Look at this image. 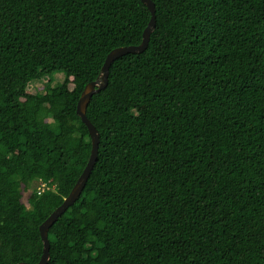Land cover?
Returning <instances> with one entry per match:
<instances>
[{"label": "trees", "instance_id": "16d2710c", "mask_svg": "<svg viewBox=\"0 0 264 264\" xmlns=\"http://www.w3.org/2000/svg\"><path fill=\"white\" fill-rule=\"evenodd\" d=\"M153 1L147 49L88 105L99 155L48 264H264V0ZM150 18L142 0H0V264L41 259L91 155L81 93Z\"/></svg>", "mask_w": 264, "mask_h": 264}, {"label": "water", "instance_id": "95a60500", "mask_svg": "<svg viewBox=\"0 0 264 264\" xmlns=\"http://www.w3.org/2000/svg\"><path fill=\"white\" fill-rule=\"evenodd\" d=\"M151 11V18L144 30L143 40L137 45H124L112 49L102 66V69L97 78L89 82L81 93L80 99L77 105V113L82 118L83 122L88 126L92 139V150L86 167L82 174L78 178L76 184L72 188L71 192L65 197L63 203L57 207L50 216L40 225V232L44 242V250L41 259L36 264H48L51 253H50V240H49V229L58 220L63 213L72 206L82 194L85 185L94 169L95 163L99 155V144H100V133L96 126L87 116V108L91 101L92 96L95 93L105 89L109 83L110 67L113 62L121 56L128 53H140L147 49L151 34L156 27V5L153 0H142ZM18 264H30L25 261H21Z\"/></svg>", "mask_w": 264, "mask_h": 264}, {"label": "rangeland", "instance_id": "374dc122", "mask_svg": "<svg viewBox=\"0 0 264 264\" xmlns=\"http://www.w3.org/2000/svg\"><path fill=\"white\" fill-rule=\"evenodd\" d=\"M51 74L48 73V75H46L44 78H42L41 80H33L29 83L28 85V90L30 92H38L40 90H42L45 85L47 84L48 79L50 78ZM55 80L62 82L64 80V75L59 73L55 75ZM144 111H148V108L145 107L143 109ZM39 185L38 181H35L34 184L28 188V189H24L23 190V201L26 203V205L28 207H30L28 198L30 197V195L32 194V192L34 191L35 188H37V186Z\"/></svg>", "mask_w": 264, "mask_h": 264}, {"label": "built area", "instance_id": "2783aa9c", "mask_svg": "<svg viewBox=\"0 0 264 264\" xmlns=\"http://www.w3.org/2000/svg\"><path fill=\"white\" fill-rule=\"evenodd\" d=\"M49 185L46 182H40L37 186V190L39 193H42L46 188H48Z\"/></svg>", "mask_w": 264, "mask_h": 264}]
</instances>
